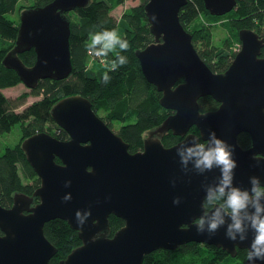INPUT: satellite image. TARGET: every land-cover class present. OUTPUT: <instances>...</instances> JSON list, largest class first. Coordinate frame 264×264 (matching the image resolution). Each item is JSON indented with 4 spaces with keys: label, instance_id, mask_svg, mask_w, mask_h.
<instances>
[{
    "label": "water",
    "instance_id": "1",
    "mask_svg": "<svg viewBox=\"0 0 264 264\" xmlns=\"http://www.w3.org/2000/svg\"><path fill=\"white\" fill-rule=\"evenodd\" d=\"M188 1L148 0L145 10L154 41L136 50L145 78L162 93L161 105L174 113L149 131L143 150L133 153L88 98L74 94L59 100L51 116L69 139L39 132L23 140L22 149L41 183L32 195L15 193L11 207L0 203V264H49L58 249L44 227L57 218L78 231L82 241L59 264H143L151 252L175 250L189 242L221 248L233 257L238 249L249 250L251 230L244 242L226 237L227 223L214 234L197 232L194 221L202 215L207 189L219 183L220 171L200 173L194 159L185 168L177 150L194 137L205 142L215 131L234 147L233 186L250 191L254 176L264 186V36L241 29L240 51L224 73H215L180 21ZM202 1L214 16L231 12L238 3ZM89 3L53 0L23 10L15 46L4 57V66L16 71L30 89L43 79L68 77L72 56L67 14ZM31 49L36 61L28 66L20 55ZM205 96L219 102V108L201 112L199 100ZM195 126L200 136L190 132ZM170 131L182 140L166 147L161 137ZM242 133L252 140L247 149L238 142ZM65 196L70 200L65 201ZM177 198L179 204L174 203ZM78 210L84 218L83 230L75 219ZM111 215L125 221L113 236ZM226 221L230 222L227 217ZM246 264L253 262L247 258Z\"/></svg>",
    "mask_w": 264,
    "mask_h": 264
},
{
    "label": "trees",
    "instance_id": "2",
    "mask_svg": "<svg viewBox=\"0 0 264 264\" xmlns=\"http://www.w3.org/2000/svg\"><path fill=\"white\" fill-rule=\"evenodd\" d=\"M52 1L31 0L30 6H27L20 0H0V203L4 207L13 205L15 193L32 195L41 183L22 149L23 140L39 132L49 133L61 140L69 139L67 131L51 116L52 107L62 98L74 94L88 98L97 114L129 143V150L133 153L142 149L146 132L157 128L174 113L161 105L162 93L147 81L136 55V50L154 41L145 10L148 0H141L138 5L124 11L119 21L112 12L127 0H90L88 6L69 12L67 15L71 25L72 56L70 75L61 80L48 78L40 80L37 88L31 91L42 97L18 111V108L27 103L30 93L24 92L15 99L5 95L2 89L17 86L22 82L16 71L4 66L3 59L15 46L21 12L31 7L45 6ZM72 13L77 15L76 19L72 18ZM202 15L212 19H221L229 15L228 25L235 31L238 41L239 31L244 28L252 29L264 36V31L259 30L264 27V0H238L236 8L223 16L211 15L202 0H189L180 11V21L192 34L194 46L201 58L215 73H224L236 53L227 57L222 51H217V45H212L205 34V26L199 23ZM197 20L198 25L195 24ZM123 21L126 27L122 38L129 42V49L121 55L126 56L128 62L111 70L110 62L115 59V55L109 53L105 57L109 65L104 67L103 75L91 74L89 68L92 56L88 55L85 47L89 33L104 29L118 30L120 22ZM20 58L26 65L32 66L36 61L35 50L22 53ZM105 73L110 77L107 82L104 81ZM199 103L203 113L219 108V102L211 96L200 98ZM100 111H104L105 114L102 115ZM114 122L121 124L119 129L114 128ZM17 124L20 125L22 142L10 144L7 141L3 147L1 138L6 139ZM190 132L200 136L196 126L192 127ZM161 140L165 146H172L181 141L182 137L170 131ZM201 142L203 143L202 140ZM238 142L245 149L252 144L247 133L240 134ZM26 179L31 181L25 182ZM38 201L39 199L35 198L34 203ZM124 224L123 219L111 215L110 235L113 236ZM44 231L46 237L58 249L49 264H59L73 249L82 244L78 231L71 228L65 220L57 218L47 222ZM247 254V250L238 249L237 255L232 258L221 248L189 242L175 250L162 249L151 252L145 256L143 264H230L233 260L237 264L238 262L246 264Z\"/></svg>",
    "mask_w": 264,
    "mask_h": 264
},
{
    "label": "clouds",
    "instance_id": "3",
    "mask_svg": "<svg viewBox=\"0 0 264 264\" xmlns=\"http://www.w3.org/2000/svg\"><path fill=\"white\" fill-rule=\"evenodd\" d=\"M155 19V16L152 17ZM88 55L103 58L109 53H114L115 59L111 63V70L125 65L127 57L121 55L129 49V42L122 38L117 29H104L102 31L90 32L89 40L86 42ZM104 63V61H101ZM107 66V65H106ZM110 77L104 74V81ZM177 154L181 157V163L187 167L190 160L194 159V167L200 172L219 169V183L215 187L207 189V195L202 204V215L194 224L199 234H214L221 225L227 223L226 237L231 241L244 242L248 239L251 230L253 239L251 241L247 258L249 261L264 260V186H261L258 177H251V190H243L233 186L234 169L237 162L234 159V147L223 139L217 137L215 131H210L208 140L200 142L199 137H194L191 143L180 147ZM67 186V185H66ZM65 201L70 196L64 197ZM179 198L174 203L179 204ZM251 209V210H250ZM91 215V212L88 213ZM227 220L230 222L226 221ZM75 219L81 230L85 225L84 218L78 210ZM208 222L207 230L205 223ZM99 234L93 237L95 241Z\"/></svg>",
    "mask_w": 264,
    "mask_h": 264
},
{
    "label": "rangeland",
    "instance_id": "4",
    "mask_svg": "<svg viewBox=\"0 0 264 264\" xmlns=\"http://www.w3.org/2000/svg\"><path fill=\"white\" fill-rule=\"evenodd\" d=\"M20 2L27 6H30L31 0H20ZM141 3V0H127L123 4H121L118 8H116L112 13L113 15L118 19V21L122 18V14L124 11L130 9L133 6L138 5ZM27 8V7H26ZM21 16V14H20ZM72 18H77V15L72 13L71 14ZM228 19L229 15L222 17L221 19H212L208 18L204 15L200 16L199 18V23L205 26V34H207L208 40L211 42L212 45H217L218 49L217 51H222L224 55L227 57L232 56L234 53H238L241 49V41H238L235 37V31H233L229 25H228ZM20 20V18H19ZM198 20L195 22L196 25L199 24ZM124 27H126L125 22H120V27L118 28V33L121 37L124 35ZM260 31H264V27L259 29ZM102 64L97 63L92 61L90 63V68L89 71L91 74H97V76L103 75V69ZM32 89L26 87L23 83L18 84L17 86L2 89V91L5 93L10 98L15 99L19 95H21L24 92H29L30 96L27 99V103L23 105L22 107L18 108V111H21L23 108H25L27 105L30 103L39 100L42 96L40 95H35L31 91ZM102 115H104V111H100ZM119 122H114V128L117 130L120 127ZM148 132H146L145 136L147 135ZM21 130H20V125L17 124L16 126L13 127L12 132L8 134L7 138L5 137L1 138L2 141V146L4 147L5 142H9L10 144H16L18 142H22V137H21ZM31 181V179H26L25 182ZM231 256V255H230ZM232 258H235L231 256ZM230 264H237L235 260H233ZM238 264H241L238 262Z\"/></svg>",
    "mask_w": 264,
    "mask_h": 264
},
{
    "label": "built area",
    "instance_id": "5",
    "mask_svg": "<svg viewBox=\"0 0 264 264\" xmlns=\"http://www.w3.org/2000/svg\"><path fill=\"white\" fill-rule=\"evenodd\" d=\"M97 60L99 61L100 64H103V63L101 62L102 60H103L104 62H108V61H106V60H108V59H106L105 57H103V58H98V57H94V56H92V60H91V62H92V61L97 62Z\"/></svg>",
    "mask_w": 264,
    "mask_h": 264
},
{
    "label": "flooded vegetation",
    "instance_id": "6",
    "mask_svg": "<svg viewBox=\"0 0 264 264\" xmlns=\"http://www.w3.org/2000/svg\"><path fill=\"white\" fill-rule=\"evenodd\" d=\"M164 135H165V134H164ZM164 135H163V136H164ZM163 136H162V137H163ZM147 137H149V131H148L147 135L145 136V138H147ZM162 137H161V138H162ZM145 138H144V139H145ZM174 145H175V144H174ZM172 146H173V145H172ZM166 147H170V146H166ZM143 148H144V142H143V147H142V149H140V150H143ZM140 150H139V151H140ZM241 250H244V249H241ZM245 250H246V249H245Z\"/></svg>",
    "mask_w": 264,
    "mask_h": 264
},
{
    "label": "bare ground",
    "instance_id": "7",
    "mask_svg": "<svg viewBox=\"0 0 264 264\" xmlns=\"http://www.w3.org/2000/svg\"><path fill=\"white\" fill-rule=\"evenodd\" d=\"M122 36H124V35H122ZM106 61H108V60H106ZM106 65H109V61L108 62H104L103 64H102V68H104V67H106Z\"/></svg>",
    "mask_w": 264,
    "mask_h": 264
},
{
    "label": "crops",
    "instance_id": "8",
    "mask_svg": "<svg viewBox=\"0 0 264 264\" xmlns=\"http://www.w3.org/2000/svg\"><path fill=\"white\" fill-rule=\"evenodd\" d=\"M4 90V89H3Z\"/></svg>",
    "mask_w": 264,
    "mask_h": 264
}]
</instances>
